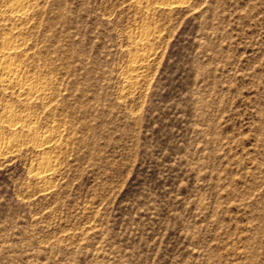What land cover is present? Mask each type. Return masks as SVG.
Listing matches in <instances>:
<instances>
[{
  "label": "rangeland",
  "instance_id": "1",
  "mask_svg": "<svg viewBox=\"0 0 264 264\" xmlns=\"http://www.w3.org/2000/svg\"><path fill=\"white\" fill-rule=\"evenodd\" d=\"M11 1L0 264H264V0Z\"/></svg>",
  "mask_w": 264,
  "mask_h": 264
},
{
  "label": "bare ground",
  "instance_id": "2",
  "mask_svg": "<svg viewBox=\"0 0 264 264\" xmlns=\"http://www.w3.org/2000/svg\"><path fill=\"white\" fill-rule=\"evenodd\" d=\"M31 1L32 0H12L7 10L5 11L7 12V15H9L12 19L22 20L27 15L26 12L28 9L26 10V7H29ZM6 12L3 13H5L6 15ZM22 54H23L22 43L19 42V40H15L13 37L10 36L6 38L4 41H2V43L0 44V85L6 87V90L7 87L9 88L12 87L14 88V90L17 89L18 96H21V98H23V96L29 97V95L35 96L41 91H42L41 93H44L45 95L47 93L46 92L47 89L45 88L46 89L45 90L43 89L44 87L42 86L40 87L41 85L40 84L41 82H39L40 79L36 77L38 79L37 80L35 77H33L35 79L29 77L30 76L28 75L29 73L26 74L27 76L24 77V74L26 73L23 67L24 64L22 65L21 58H19ZM3 90H5V88ZM44 95L42 96L43 98ZM45 96H47V94ZM5 115L8 117L7 126L9 128H12L14 130L17 129V131L19 129L18 132H25L26 129L30 130V128L28 127L29 125L27 123H23L18 126V122L16 121L14 114L9 110V108L6 110ZM4 119L3 121L1 120V122H5ZM1 122H0V127H1ZM53 138H54L53 136H49V135H44L43 137H41L42 142L40 144V148L42 146H47L48 144H50ZM18 145H19L18 141L13 140L11 142L6 137L0 134V156L7 154L9 151L13 150ZM51 165L52 164L49 160H45L42 166L43 168L45 167V169L38 172V176L40 177V179L47 178L49 171L52 169V168L49 169Z\"/></svg>",
  "mask_w": 264,
  "mask_h": 264
}]
</instances>
